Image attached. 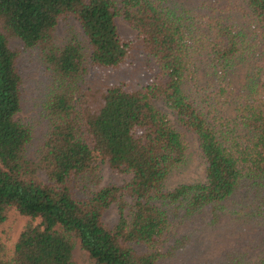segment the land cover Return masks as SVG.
Instances as JSON below:
<instances>
[{
    "label": "trees",
    "instance_id": "trees-1",
    "mask_svg": "<svg viewBox=\"0 0 264 264\" xmlns=\"http://www.w3.org/2000/svg\"><path fill=\"white\" fill-rule=\"evenodd\" d=\"M242 1L244 22L157 0H0V222L11 211L30 218L11 255L0 241V264H76L74 241L94 264H159L186 244L175 218L210 208L213 224L241 192L254 200L241 216L264 217V0ZM116 17L137 31L157 75L134 92L108 88L91 115L89 69L127 57ZM11 39L36 50L47 74V129L34 151V125L17 117L23 78ZM241 63L251 66L242 89ZM181 129L197 139L204 180L169 188L189 159ZM102 164L129 179L103 184Z\"/></svg>",
    "mask_w": 264,
    "mask_h": 264
},
{
    "label": "rangeland",
    "instance_id": "rangeland-1",
    "mask_svg": "<svg viewBox=\"0 0 264 264\" xmlns=\"http://www.w3.org/2000/svg\"><path fill=\"white\" fill-rule=\"evenodd\" d=\"M163 7L172 9H188L191 11L207 13L215 10L222 16H231L237 21L244 22L241 16L244 2L242 0H157ZM115 22L120 36L127 39V57L113 66H95L89 69L85 77V101L91 115L98 113L105 91L113 86L121 85L129 92L139 87L153 83L157 75V66L149 57L147 47L143 40L137 37V31L127 24L121 17ZM65 25L59 27L60 37L65 36ZM76 30L80 32L78 26ZM11 46L19 52L17 66L23 78L22 108L17 115L19 119L32 122L36 137L32 149L43 138L47 121L44 119L42 102L45 98L47 74L38 60L37 51L26 50L20 41L10 40ZM249 63L236 65L233 70V79L236 87L242 89L247 84V71ZM264 81V71L260 75ZM160 108H166L163 102L157 103ZM188 149L187 163L177 169L168 181V187L181 183H190L204 180V163L198 157L197 139L187 130L181 129ZM102 183L121 184L129 179L130 173H114L107 164L101 165ZM252 193L241 192L227 201L225 210L219 213L217 222H212L214 215L210 208L205 212L191 218H175L179 230L174 236H185L186 244L174 255L160 261L159 264H259L264 261V217L259 222L241 216V213L253 212L254 200ZM263 194H261L262 196ZM236 215L235 213H238ZM118 218L116 205H112L103 215L107 226H113ZM30 218L9 212L6 219L0 222V241L6 247L7 256L12 254L14 244L19 233L25 228ZM261 222V223H260ZM73 260L76 264H94V262L81 249L79 243L74 241Z\"/></svg>",
    "mask_w": 264,
    "mask_h": 264
}]
</instances>
